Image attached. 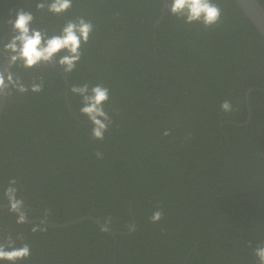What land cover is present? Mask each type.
I'll return each instance as SVG.
<instances>
[{"label":"trees","instance_id":"trees-1","mask_svg":"<svg viewBox=\"0 0 264 264\" xmlns=\"http://www.w3.org/2000/svg\"><path fill=\"white\" fill-rule=\"evenodd\" d=\"M37 2L0 0V44L20 8L50 34L76 17L90 20L93 31L65 73L67 101L52 68L14 69L26 85L42 78L43 89L6 97L0 204L15 178L29 217L91 216L117 233L91 219L56 228L17 223L18 208L0 209V237L22 234L16 245L31 249L15 264H258L264 93L245 92L264 87V38L236 1L214 0L222 15L210 27L184 23L166 0H73L61 15L37 10ZM85 82L109 89L103 140L91 138L80 97L70 91ZM224 100L231 112L220 109ZM157 209L163 216L154 223Z\"/></svg>","mask_w":264,"mask_h":264},{"label":"clouds","instance_id":"clouds-1","mask_svg":"<svg viewBox=\"0 0 264 264\" xmlns=\"http://www.w3.org/2000/svg\"><path fill=\"white\" fill-rule=\"evenodd\" d=\"M73 0H39L35 4L37 10H46L54 15H61L72 7ZM166 8L171 15L182 19L184 23H200L204 27L216 25L221 20L222 10L214 0H166ZM35 16L24 10L17 9L14 17H8L6 23L10 29L8 39L0 44V98L11 94L12 90L25 93L31 90L38 93L43 89V80L26 85L22 77L14 71L15 68H35L40 65H55L64 73L73 71L82 56L81 46L89 40L93 31V24L84 17L68 19L58 32L48 33L45 29L33 26ZM70 91L80 97V113L84 114L91 123V138L103 140L104 134L111 123L109 114L105 111V103L109 100V89L102 83L89 86L87 82L75 84ZM224 112L233 110L232 104L224 100L220 104ZM164 135H168L167 130ZM101 156L100 152L96 153ZM15 178L9 180L3 191L4 198L12 210L20 204L17 198V189L13 186ZM163 213L159 209L150 216L152 222L162 219ZM17 223H23L24 218L18 216ZM37 231L36 227L31 229ZM44 230V229H39ZM23 240L22 234L16 239L9 234L0 237V261L15 264L31 255L29 244L16 245V240ZM253 256L258 264H264V242L252 248Z\"/></svg>","mask_w":264,"mask_h":264},{"label":"water","instance_id":"water-1","mask_svg":"<svg viewBox=\"0 0 264 264\" xmlns=\"http://www.w3.org/2000/svg\"><path fill=\"white\" fill-rule=\"evenodd\" d=\"M239 9L243 12V14L248 18V20L254 25L256 30L260 33V35L264 38V7L260 4L259 0H235ZM53 70H55L61 77V79L64 82V96L67 101V88L70 86V82L68 81L65 73L62 71V69L58 66L55 65H46ZM256 89H260L261 91H264V87H258ZM248 94V93H247ZM247 100V99H246ZM6 97L5 98H0V115L3 111L4 105H5ZM70 112L74 114L68 106ZM10 207L9 203H2L0 204V209H6ZM19 210V215L20 217L24 218V223H34V222H39L41 224H44L48 227L51 228H56V227H63V226H68L72 225L74 223H77L83 219H91L95 223H97L101 228H103L108 234L114 236L117 231L109 229L106 225H104L102 222L96 220L95 218L91 216H85V217H80L77 219H72L66 222H51L48 221L44 218L40 217H29L27 215L26 209L24 207V204L20 202V204L17 206Z\"/></svg>","mask_w":264,"mask_h":264},{"label":"flooded vegetation","instance_id":"flooded-vegetation-1","mask_svg":"<svg viewBox=\"0 0 264 264\" xmlns=\"http://www.w3.org/2000/svg\"><path fill=\"white\" fill-rule=\"evenodd\" d=\"M257 87H255V86H251V87H249V88H247L246 89V92H245V95H247V93H249L250 91H252V90H258V89H256ZM259 91H261L260 89H259ZM263 93H264V91H262ZM65 97V96H64Z\"/></svg>","mask_w":264,"mask_h":264}]
</instances>
